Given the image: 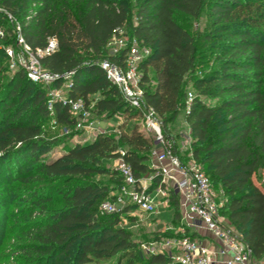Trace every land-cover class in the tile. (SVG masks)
I'll return each mask as SVG.
<instances>
[{
    "label": "trees",
    "instance_id": "trees-1",
    "mask_svg": "<svg viewBox=\"0 0 264 264\" xmlns=\"http://www.w3.org/2000/svg\"><path fill=\"white\" fill-rule=\"evenodd\" d=\"M0 6L18 19L30 49L43 48L49 36L57 39V49L40 57L44 68L60 76L72 72L67 102L56 101L49 111L48 86L23 69H9L4 46H16V39L0 14V247L8 233L18 240L16 264H180L166 253L142 256L119 213L98 211L121 184L110 167L120 150L136 178L152 171L153 140L138 126V111L96 63L123 64L126 49L112 55L107 47L119 28L151 49L139 64L146 104L171 136L170 125L186 110L191 153L221 196L220 213L252 260L264 258V0H0ZM30 10L35 13L26 20ZM202 15L204 28L195 33L178 20ZM188 80L195 93L187 109ZM77 99L97 116L124 115L120 131L98 133L50 158L62 142L45 124L55 118L73 125L69 101ZM178 204L172 195L173 223L181 218Z\"/></svg>",
    "mask_w": 264,
    "mask_h": 264
},
{
    "label": "built area",
    "instance_id": "built-area-1",
    "mask_svg": "<svg viewBox=\"0 0 264 264\" xmlns=\"http://www.w3.org/2000/svg\"><path fill=\"white\" fill-rule=\"evenodd\" d=\"M34 13L30 10L26 20ZM0 14H3L12 25L16 39V46H4L9 69L11 71L23 69L30 80L48 86L46 105L49 111L53 110L56 101L66 103V95L62 96L61 91L65 89L67 94L72 72L60 76L44 68L40 63V57L57 49V39L49 36L43 48L32 50L25 43L18 19L2 6ZM4 35L5 30L0 26V37ZM107 47L112 55L126 49L122 65L108 58L96 63L103 70L105 77L117 86L127 104L138 111L141 130L153 140L150 164L152 171L136 178L130 164L124 160L125 152L120 150V156L114 163L121 176V184L117 190L112 191L111 199L102 201L100 208L105 213H118L126 207L134 206L140 213L156 215L169 206L174 195L179 200L181 217L189 226L197 222V225L209 233L220 245L218 254L225 256L226 264H252L250 248L219 211L222 202L217 200L209 177L191 152L186 160H182L176 150V139L164 132L161 119L144 100L143 89L140 86L139 64L150 54V47L136 38L129 39L122 28L117 29ZM60 78L65 79L64 83L60 87H52L51 85ZM192 98L193 94L188 92L187 109ZM69 106L73 116L83 121L88 118L90 111L82 99L69 101ZM84 128L97 133L110 132L107 128L95 127L93 122H89ZM260 182L264 187V176ZM164 246L171 258L180 264L214 262L215 252L198 238H169ZM143 248L148 250L146 246Z\"/></svg>",
    "mask_w": 264,
    "mask_h": 264
},
{
    "label": "rangeland",
    "instance_id": "rangeland-1",
    "mask_svg": "<svg viewBox=\"0 0 264 264\" xmlns=\"http://www.w3.org/2000/svg\"><path fill=\"white\" fill-rule=\"evenodd\" d=\"M179 22L189 30L191 33H195L196 31L202 30L205 25V17L202 15L200 19L194 20L188 17L179 16L178 17ZM134 21V18L132 19ZM125 35L128 33V31L124 30ZM127 36V35H126ZM209 57V56H208ZM206 58H202V60H205ZM211 61V57H209ZM208 62L207 64L200 65L196 70V75H199L200 72L207 69L211 62ZM189 81V80H188ZM154 82H151L153 85ZM186 91L191 92L192 94L195 93L192 84L187 82ZM61 95L65 96L66 92L65 89H62ZM89 116L88 118L83 121L80 118H77L74 115V124L73 125H65L58 123L55 118H50L45 124V127L48 132V135L50 137H54L60 142H62V145L54 148L50 153L49 157H56L60 153L63 152L64 147L68 145H73L76 143H85L91 140L90 137H88L86 134H83L84 126L88 124L89 122H96L101 119H108L111 125H113L112 128H108L107 130L110 131L108 133H118L120 131L119 126L124 122L125 117L124 115H115L110 118H104V116H97L91 107H89ZM185 112L186 110L183 108L177 115L176 120L174 123L170 125V129L173 137L176 139V150L182 160H186L189 156V153L192 150V138L190 135V129L188 126V123L185 120ZM138 122V121H137ZM138 126L141 128V126L138 123ZM143 132V131H142ZM144 133V132H143ZM145 134V133H144ZM111 168L116 169L115 163L112 162L110 165ZM203 169V166H201ZM204 170V169H203ZM259 175V174H258ZM107 176H96V180H103L104 182L107 181ZM258 178H260L258 176ZM112 194V193H111ZM110 194V196H111ZM216 197H220L218 195V192L215 191ZM131 208H127V212H118L119 217L121 219L120 225L123 227H126L127 230L131 232L132 240L138 243V249L142 256H147L151 253H166L169 255L168 251L164 248L165 243L167 239L169 238H181V237H189L191 233L194 232L193 229L197 228V222L192 223L191 226L187 224L185 219L182 217L178 222L173 223L171 222L173 218V212L167 211L163 214H159L157 216L159 221H162L164 223H169L166 225H160L157 224V219L154 218V215H147L144 213H140L134 206H130ZM166 208V207H165ZM100 214H105V212L100 208L98 209ZM3 220L0 219V222ZM14 220L7 221V228L9 229L14 225ZM1 228V227H0ZM188 228V231L186 232V229ZM1 230V229H0ZM199 235V234H197ZM18 240L11 236L10 233L7 234L5 237L2 246L0 247V264H16V254L17 252L14 251L15 244H19L17 242ZM146 246L148 250H145L143 247ZM163 249L161 252L159 250ZM170 256V255H169ZM171 257V256H170ZM113 259L111 260H100V261H93L88 264H112Z\"/></svg>",
    "mask_w": 264,
    "mask_h": 264
},
{
    "label": "crops",
    "instance_id": "crops-1",
    "mask_svg": "<svg viewBox=\"0 0 264 264\" xmlns=\"http://www.w3.org/2000/svg\"><path fill=\"white\" fill-rule=\"evenodd\" d=\"M110 119H113V118H110ZM107 121H109V120L108 119H101V120H98V121L94 122L93 124H94L95 127H101V128H107V129L108 128H112L113 125H111ZM83 134H86L92 140L98 133L95 132V131H90V130L84 128ZM91 140H89V141H91ZM114 161H113V163H114ZM167 211H172L173 212L171 207L168 206V207L162 209L159 212V214H163V213H165ZM159 214L154 215V218L157 219L156 220L157 224H160V225L164 226V225L169 224V223H171L173 221V218H172L171 222H169V223H164L162 221H159L158 218H157V216ZM147 215H153V214H147ZM193 230H194L195 233L199 234L198 237H196V238L200 239L206 246H208L210 249H212V251L215 252L213 264H226L225 263V256H222V255L218 254V250H219V246L220 245L209 235V233L202 226H199V225L197 226L196 229H193ZM252 264H264V258H262L260 260H253Z\"/></svg>",
    "mask_w": 264,
    "mask_h": 264
}]
</instances>
